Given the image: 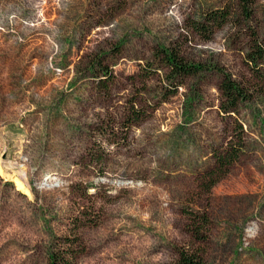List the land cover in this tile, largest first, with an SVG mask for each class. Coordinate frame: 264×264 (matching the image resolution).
I'll return each mask as SVG.
<instances>
[{"label": "rangeland", "instance_id": "rangeland-1", "mask_svg": "<svg viewBox=\"0 0 264 264\" xmlns=\"http://www.w3.org/2000/svg\"><path fill=\"white\" fill-rule=\"evenodd\" d=\"M244 8L0 0V264H47L74 233L77 264H264V0ZM160 46L206 70L175 84ZM219 69L245 91L236 114Z\"/></svg>", "mask_w": 264, "mask_h": 264}, {"label": "trees", "instance_id": "trees-1", "mask_svg": "<svg viewBox=\"0 0 264 264\" xmlns=\"http://www.w3.org/2000/svg\"><path fill=\"white\" fill-rule=\"evenodd\" d=\"M244 4V14L247 16V5L249 0H239ZM224 11H215L209 14L205 19L207 24H216L225 17ZM203 24L196 23L195 29L202 30ZM259 50V49H258ZM257 52V51H256ZM159 56L167 68L166 78L173 80L175 84H179L180 80L184 77L195 76L206 70V65L202 62L188 60L180 56L178 52L170 47H159ZM258 57V56H257ZM252 56L250 60L257 61L258 58ZM261 58V57H260ZM222 75L221 81L218 85L220 92L219 109L221 112L228 115L236 114L241 100H245V91L243 88L231 78L229 74L219 69ZM105 76H109L111 71L104 72ZM135 114L137 112H134ZM137 116V115H135ZM136 119V118H135ZM133 118V120H135ZM132 120V121H133ZM242 137L238 138V143L234 146H229L216 157L215 173L218 176L223 175L229 171L230 166L237 161L240 149L243 147ZM195 220H193L194 222ZM194 224H196L194 222ZM197 235L198 231H193ZM82 242L78 234L74 233L70 236H56L52 239L47 249V264H77V258ZM201 260L199 255L188 249L181 248L177 252V258L174 264H200Z\"/></svg>", "mask_w": 264, "mask_h": 264}, {"label": "bare ground", "instance_id": "bare-ground-1", "mask_svg": "<svg viewBox=\"0 0 264 264\" xmlns=\"http://www.w3.org/2000/svg\"><path fill=\"white\" fill-rule=\"evenodd\" d=\"M16 183H17L19 189H27V187H26V185L24 184L23 181L17 180Z\"/></svg>", "mask_w": 264, "mask_h": 264}]
</instances>
